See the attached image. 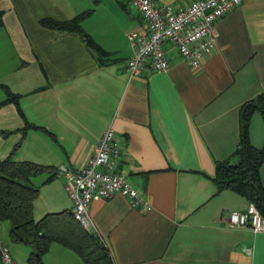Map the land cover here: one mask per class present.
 Instances as JSON below:
<instances>
[{
    "label": "crops",
    "instance_id": "crops-1",
    "mask_svg": "<svg viewBox=\"0 0 264 264\" xmlns=\"http://www.w3.org/2000/svg\"><path fill=\"white\" fill-rule=\"evenodd\" d=\"M191 0H156L186 4ZM92 9L81 28L104 51L99 61L76 32L42 26L39 19L67 20ZM0 82L16 103L0 106V158L50 169L31 177L39 187L33 217L72 210L59 165L85 166L105 128L121 144L118 168L150 204L132 208L120 193L95 198L90 227L114 264H264V230L229 227L232 211L249 202L231 189L217 190V162L239 161L241 106L264 92V0H242L213 25L214 47L191 67L169 42L167 71L130 75L131 32L144 21L126 0H0ZM3 91V90H2ZM0 93V101L7 95ZM30 128L22 136L24 122ZM247 139L263 149L259 179L264 194V119L254 111ZM1 221V219H0ZM3 221V220H2ZM6 221V220H4ZM0 241L15 264H29L30 247L14 241L9 223ZM249 250V251H248ZM44 264H83L52 243Z\"/></svg>",
    "mask_w": 264,
    "mask_h": 264
},
{
    "label": "built area",
    "instance_id": "built-area-1",
    "mask_svg": "<svg viewBox=\"0 0 264 264\" xmlns=\"http://www.w3.org/2000/svg\"><path fill=\"white\" fill-rule=\"evenodd\" d=\"M144 21L142 32H131L132 55L126 60L130 75L143 70L167 71L170 67L165 42L171 43L191 67L199 66L214 47V22L242 0H191L186 4H158L156 0H126ZM121 144L111 127L104 129L85 166L72 169L59 165L64 189L72 203L75 218L89 230V205L95 198L108 199L120 193L132 208L149 210L143 193L118 168ZM229 227L247 226L253 232L264 230V215L249 203L244 212L232 211L225 219ZM249 251V250H248ZM0 264H15L9 249L0 241Z\"/></svg>",
    "mask_w": 264,
    "mask_h": 264
},
{
    "label": "trees",
    "instance_id": "trees-1",
    "mask_svg": "<svg viewBox=\"0 0 264 264\" xmlns=\"http://www.w3.org/2000/svg\"><path fill=\"white\" fill-rule=\"evenodd\" d=\"M91 11L92 9H88L67 20L43 17L39 19V23L47 28L78 33L87 46L96 53L99 61L103 62L106 51L100 48L80 25L81 20ZM2 14L3 11L0 10V26H2ZM16 97L12 94L0 101V106L10 101L16 103ZM254 111H259L264 119V92L241 106L242 133L236 151L239 161L217 162L213 180L217 190H233L253 203L264 215V194L259 179L263 149L253 147L247 139L248 122ZM30 128H38V126L25 121L20 129L22 136ZM11 133V130L0 129V136L3 138ZM19 145L20 141L14 145L7 157L0 158V219L8 221L12 240L30 247L28 263L44 264L43 255L51 244L56 242L72 250L83 264H114L108 248L99 236L86 229L75 218L72 210L46 213L38 220L33 217V205L39 187L33 185L30 179L50 168L29 161H15L12 155Z\"/></svg>",
    "mask_w": 264,
    "mask_h": 264
},
{
    "label": "rangeland",
    "instance_id": "rangeland-1",
    "mask_svg": "<svg viewBox=\"0 0 264 264\" xmlns=\"http://www.w3.org/2000/svg\"><path fill=\"white\" fill-rule=\"evenodd\" d=\"M2 26H0V28H1ZM0 42H3V43H5V38H2V40L0 41ZM0 46L2 47V46H4V44H1L0 43ZM3 90V91H2ZM1 92H4L3 94H5V95H7V97H9V96H11V93H10V91L8 90V88H7V86L5 85V84H3V83H1L0 82V93ZM0 224H4V225H2L4 228H5V224H6V221H0Z\"/></svg>",
    "mask_w": 264,
    "mask_h": 264
}]
</instances>
